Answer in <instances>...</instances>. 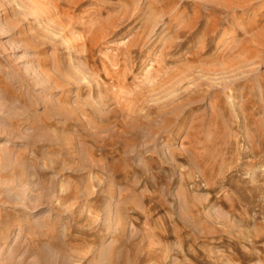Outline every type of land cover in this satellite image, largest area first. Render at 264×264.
<instances>
[{"label": "rangeland", "instance_id": "obj_1", "mask_svg": "<svg viewBox=\"0 0 264 264\" xmlns=\"http://www.w3.org/2000/svg\"><path fill=\"white\" fill-rule=\"evenodd\" d=\"M0 264H264V0H0Z\"/></svg>", "mask_w": 264, "mask_h": 264}, {"label": "bare ground", "instance_id": "obj_2", "mask_svg": "<svg viewBox=\"0 0 264 264\" xmlns=\"http://www.w3.org/2000/svg\"><path fill=\"white\" fill-rule=\"evenodd\" d=\"M176 5H177V4H176ZM173 7H174V4H173L172 8H173ZM155 8H156V7H155ZM173 9H174V8H173ZM124 10H125V9H124ZM128 10H130V9H128ZM124 12L126 13L127 11H124ZM124 12H123V13H124ZM129 12H130V11H129ZM152 12H153V15H154V14H155V13H154V10H153ZM152 12H151V13H152ZM151 13H149V14L151 15ZM124 15H125V14H124ZM127 15H128V14H127ZM127 15H126V16H127ZM118 16H119V15H118ZM126 16H125V17H126ZM125 17H124V18H125ZM151 17H153V16H151ZM124 18H123V20H124ZM146 18L148 19V18H150V16H149V17L147 16ZM127 19H128V17H127ZM144 20H145V18H144ZM146 21H147V20H146ZM146 21H144V22H146ZM149 21L151 22V18H150ZM154 21H155V20H154ZM154 21H153V22H154ZM155 23H156V22H155ZM155 23H154V25H155ZM143 24H144V23H143ZM147 25H148V24H147ZM152 25H153V24H152ZM154 25H153V26H154ZM142 26H144V25H142ZM149 26H150V25H149ZM190 26H191V25H190ZM144 28H145V26H144ZM147 28H149V27H147ZM147 30H148V29H147ZM149 31H150V30H149ZM143 32H144V31H143ZM147 32H148V31H147ZM146 37H147V36H146ZM202 179H203V178H202Z\"/></svg>", "mask_w": 264, "mask_h": 264}]
</instances>
